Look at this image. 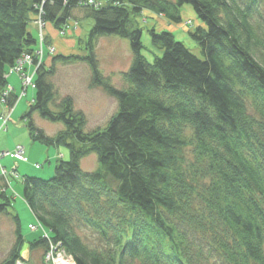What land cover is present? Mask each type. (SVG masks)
<instances>
[{
  "label": "trees",
  "instance_id": "obj_1",
  "mask_svg": "<svg viewBox=\"0 0 264 264\" xmlns=\"http://www.w3.org/2000/svg\"><path fill=\"white\" fill-rule=\"evenodd\" d=\"M90 1L0 0V96L10 66L37 50L29 26L40 6L62 34L79 22L76 9L93 20L79 51L55 50L35 72V98L23 116L31 138L69 149L51 178H23L37 224L76 264H264V0ZM186 3L202 22L190 34L203 58L153 28L163 55L147 60L136 18L148 10L178 23ZM106 35L130 43L122 87L100 68L96 47ZM57 61L86 62L90 85L117 100L104 128L86 131L73 97L58 99ZM36 112L65 130L47 135L33 121ZM91 153L99 167L86 171L80 161ZM0 195V214L15 221L17 234L0 264H29L14 197L7 188ZM47 241L41 236L30 248L46 249Z\"/></svg>",
  "mask_w": 264,
  "mask_h": 264
},
{
  "label": "rangeland",
  "instance_id": "obj_2",
  "mask_svg": "<svg viewBox=\"0 0 264 264\" xmlns=\"http://www.w3.org/2000/svg\"><path fill=\"white\" fill-rule=\"evenodd\" d=\"M101 2L103 4L106 3L105 0ZM145 13H147V11L136 19L142 29V42L144 46L142 54L147 60L153 61L156 57H161L163 55V49L152 42L150 30L153 28L158 32L168 31L173 33L176 40L183 42L196 55L203 58L201 47L190 34L191 31H194L197 26L202 24L193 5L186 3L180 7L182 20L178 23L172 22L160 14L151 13L150 11L147 14ZM75 15L80 22L79 30L77 31L62 34V32L53 27L54 25L51 23L48 24V27L55 28V32H50L49 34L48 31L50 29L48 27L44 30L45 36H47L45 39H48L47 42L56 44V54L75 53L79 51V48L84 46L89 30L93 25V20L81 17L78 9L75 10ZM34 18L37 19L36 16H34ZM189 20H191V24ZM34 25L30 24L29 28L34 34L39 36L38 28ZM59 38L66 42V47L62 46L59 42ZM39 41L40 39L38 38V45H40ZM96 53L100 68L104 75L110 76L115 86L122 87L124 85L123 72L128 70L133 59L129 40L117 35L102 36L97 42ZM51 56L52 55L49 57ZM12 66H10V68H12ZM8 75L10 74L7 72V76ZM11 76L17 78L16 74L12 75L11 73ZM51 80L55 85L58 99L65 95H71L74 99L76 109L82 110L86 114V131L104 128L112 115L117 111L118 102L114 97L106 93L102 87H92L90 85L91 71L86 62L62 63L57 61L56 72L51 77ZM33 91L36 94L35 89H33ZM21 92L22 90L18 95H20ZM13 95H15V93L12 95L10 94L11 97H13ZM28 101L29 98L27 94H23L13 110L15 113L13 114L12 112L9 121L5 125H3V120L0 118V128L3 129V131L0 132V153L10 151L17 145H22L25 149L27 148L26 152L30 159V161L26 163H19L20 165L16 171L17 175H8L10 182L9 187H7L6 181H4L5 178L0 179V194L7 188V194L13 195L14 197L11 211L19 215L21 232L24 236L22 254L26 256L29 264H45L44 260L47 258V255L49 258L54 256L52 261L51 259L48 260V264H56L59 261H62L64 264H72V262L76 264L74 257L67 251L65 253L63 251H55L57 253H52V251H50V249L56 245V241L50 239L44 227H38L36 230L30 228L31 225H38V221L23 198V178L25 176H37L45 179L51 178L54 175V168L59 157L63 155L62 157L69 159V149L66 146H48L39 140L34 141L31 138L29 128L27 127L28 120L23 118L31 105ZM15 102L16 100H14L12 104L10 101L9 103L7 102L9 104L8 108L3 103H0V113L10 109V107L15 105ZM23 106L24 110L21 112ZM33 121L38 128L42 129L49 136L65 130L64 123L45 119L37 112L33 115ZM13 127H16L14 131ZM80 164L86 171H94L99 167V162L95 153L83 157ZM1 165L11 172L15 165V161L13 160L11 164V158L5 154L2 156ZM87 233L88 231L86 230L82 231V234ZM41 236L48 240L46 249L41 246L31 249V242L39 239ZM16 241L15 221L5 214H0V261L9 256ZM48 252L51 253V255L48 254ZM209 264L222 263L211 261Z\"/></svg>",
  "mask_w": 264,
  "mask_h": 264
},
{
  "label": "built area",
  "instance_id": "obj_3",
  "mask_svg": "<svg viewBox=\"0 0 264 264\" xmlns=\"http://www.w3.org/2000/svg\"><path fill=\"white\" fill-rule=\"evenodd\" d=\"M90 3H93V1H90ZM43 8L42 6L39 7V11L38 14L36 15V18L34 23L38 28L39 31V37H41V41L43 39L44 36V30L46 27V21L43 20ZM45 39V38H44ZM40 43V42H39ZM55 52V47L50 45V44H41L38 45L37 50L33 53H25L23 54L18 60H16L15 65L12 66V68L9 69L8 74L11 73H18L21 76V85H22V94L20 93V95H15L17 96L16 98V102L15 105H13L12 107H10V109H7L5 112L2 113L1 118H2V123L3 125H5L8 121L9 118L16 106V104L18 103V101L21 99V96L23 94H26L27 89L32 88L35 89L36 88V83H35V72L37 67L42 64V62L46 59V57L48 55H52ZM49 57V56H48ZM34 67L33 71H29V67ZM9 85V84H8ZM14 93V88L11 87L9 85V87H7L3 93L0 96V100L3 102V104L8 108L9 104L7 103L10 94L12 95ZM9 155L12 156L13 159L16 161L13 170L10 172V174L12 175H17L16 174V169H17V162L19 161H29L27 156H24L25 152H24V148H19L17 152L15 153H11V152H3L0 153V159L2 158L3 155ZM23 158V160H22ZM9 171L2 166L1 168V174L3 178H7ZM38 227H42L41 225H32L31 229L36 230L38 229ZM43 228V227H42ZM47 234V233H46ZM50 251L55 252V251H63L64 253L66 252V249L63 247V245L61 244V242H56V245L50 249ZM49 251V252H50ZM51 255V253H49ZM55 252V253H57ZM51 259V261L54 259V256H51V258L48 257L45 258L44 262L45 264H48V260ZM62 261L57 262L56 264H62ZM16 264H28L27 262L23 261V260H18L16 262ZM53 264V263H52ZM64 264V263H63ZM66 264V263H65ZM73 264V262H72Z\"/></svg>",
  "mask_w": 264,
  "mask_h": 264
},
{
  "label": "crops",
  "instance_id": "obj_4",
  "mask_svg": "<svg viewBox=\"0 0 264 264\" xmlns=\"http://www.w3.org/2000/svg\"><path fill=\"white\" fill-rule=\"evenodd\" d=\"M146 12V11H145ZM147 13H148V11H147ZM147 13H145V14H147ZM152 13V12H151ZM154 15V14H153ZM34 22V21H33ZM33 25H34V23H32ZM48 24L49 23H46V27H45V29L48 27ZM34 26H36V25H34ZM79 26H80V22H76V23H74V22H72V21H70V24L68 25V27H67V32H74V31H77V30H79ZM54 27V26H53ZM53 27H48L50 30L48 31L49 32V34H50V32H55V28H53ZM48 40V39H47ZM59 42L62 44V46H64V47H66V42L63 40V39H61V38H59ZM48 44H50V45H52V46H54V47H56V51H57V46H56V44H53V43H51V42H49ZM63 54H65V53H63ZM67 54V53H66ZM50 58L51 57H48L47 58V61L48 62H50ZM34 70V67L32 66V67H30V69H29V71L31 72V71H33ZM14 74H16V76H17V78H15V76H11V74L10 75H8V84L11 86V87H13L14 88V93L16 94V95H18L19 94V92L22 90V85H21V77H20V75L18 74V73H12V75H14ZM27 96H28V98H29V101H28V103H32V101L34 100V98H35V93H34V91L33 90H30V89H28V91H27ZM23 110H24V106H23V108L21 109V112H23ZM15 113V111L13 112V114ZM0 125H1V123H0ZM1 129V128H0ZM14 129H16V127H13V131H14ZM3 131V129L2 130H0V132H2ZM25 149V148H24ZM27 149V148H26ZM26 149H25V153H26V155L29 157V155L27 154V152H26ZM11 150H13V149H11ZM10 150V151H11ZM30 153V152H29ZM62 153V152H61ZM1 160H2V158L0 159V166H2L1 165ZM14 159H11V164H12V161H13ZM21 163V162H20ZM19 165L20 164H18V167H19ZM18 167H17V169H18ZM1 178H3L2 176H1V174H0V179ZM4 179V178H3ZM8 179V182H9V177L7 178ZM4 181H6V179H4ZM10 183V182H9ZM7 185V184H6ZM8 187V186H7ZM25 256V255H24ZM26 257V256H25Z\"/></svg>",
  "mask_w": 264,
  "mask_h": 264
},
{
  "label": "bare ground",
  "instance_id": "obj_5",
  "mask_svg": "<svg viewBox=\"0 0 264 264\" xmlns=\"http://www.w3.org/2000/svg\"><path fill=\"white\" fill-rule=\"evenodd\" d=\"M148 11V10H147ZM151 12V11H150ZM148 13H149V11H148ZM153 13V12H152ZM38 14V13H37ZM151 14V13H150ZM43 20H44V18H43ZM45 21V20H44ZM48 23V22H47ZM189 23L191 24L192 22H191V20H189ZM187 25H189V24H187ZM38 38L40 39V45L41 44H48V42H47V39H44V38H47V36H45V33H44V36H43V39H42V41H41V37H39L38 36ZM56 50V49H55ZM21 77V76H20ZM7 87H9V85H6V87L5 88H7ZM29 89L30 90H32V88H30L29 87ZM16 95V94H15ZM17 101V100H16ZM19 102V101H18ZM0 103H3L1 100H0ZM4 112V111H3ZM3 112H1L0 114L2 115V113ZM1 115H0V118H1ZM0 130H2V129H0ZM19 148H25L24 146H22V145H17L13 150H11V151H6V152H11V153H15V152H17L18 151V149ZM24 152H25V149H24ZM3 153V152H2ZM9 156V155H8ZM24 156H27L26 155V153L24 154ZM63 155H61V157H62ZM11 159H13V157L12 156H9ZM28 157V156H27ZM28 159H29V157H28ZM22 160H23V158H22ZM15 161V160H14ZM29 161H30V159H29ZM20 162H24V163H26V162H28V161H19V162H17V167H18V164L20 163ZM15 163H16V161H15ZM2 167V166H1ZM4 167V166H3ZM6 168V167H5ZM16 171H17V169H16ZM0 174H1V171H0ZM8 174H10V172L8 173ZM16 174H17V172H16ZM2 175V174H1ZM12 175V174H11ZM8 178V177H7ZM6 183H7V186L9 187V182H8V179L6 180Z\"/></svg>",
  "mask_w": 264,
  "mask_h": 264
}]
</instances>
